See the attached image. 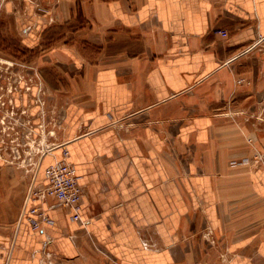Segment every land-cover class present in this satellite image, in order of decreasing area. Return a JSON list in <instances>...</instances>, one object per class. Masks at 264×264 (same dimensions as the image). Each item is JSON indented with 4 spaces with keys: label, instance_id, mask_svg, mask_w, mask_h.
I'll use <instances>...</instances> for the list:
<instances>
[{
    "label": "crops",
    "instance_id": "1",
    "mask_svg": "<svg viewBox=\"0 0 264 264\" xmlns=\"http://www.w3.org/2000/svg\"><path fill=\"white\" fill-rule=\"evenodd\" d=\"M40 1L49 16L23 33L49 42L44 81L86 224L53 198L44 233L24 217L30 188L44 184L63 144L35 173L0 163V264H39L45 246L66 257L95 247L104 254L97 264H264V167L238 162L251 154L242 134L264 145L249 114L264 89V58L234 57L264 37V0ZM246 76L250 86L236 83ZM234 112L238 125L225 122ZM169 133L202 152L208 175L196 174L184 146L168 145ZM189 198L225 235L208 254L191 238L201 218H191Z\"/></svg>",
    "mask_w": 264,
    "mask_h": 264
},
{
    "label": "rangeland",
    "instance_id": "2",
    "mask_svg": "<svg viewBox=\"0 0 264 264\" xmlns=\"http://www.w3.org/2000/svg\"><path fill=\"white\" fill-rule=\"evenodd\" d=\"M47 8L40 0H0V163L19 166L27 173H35L40 169L41 158L46 156L43 154L48 147L60 144L64 146V126L60 123L59 109L44 81L42 70L46 66L43 65L46 61L42 58V53L47 50L49 42L46 39L45 43L39 46L38 40H33L30 34L23 33L37 16H49ZM219 31L216 29L214 32L222 39L228 38V31L225 37ZM253 53L264 58L263 36L260 35L242 47L234 57L247 59L251 58ZM236 83L251 85L247 76L237 78ZM226 109L229 110V107ZM236 114L238 113L234 112L232 117L225 118V122L238 125ZM249 114L264 128V89L259 104H256ZM242 135L251 154L238 162L251 161L264 167V145L253 135ZM164 139L173 150L184 146L190 161L196 164V174L208 175L203 154L194 145L180 142L176 135L170 133L165 135ZM176 167L179 180L181 181L182 177L187 180L190 175L186 173L185 168L180 163ZM214 177L219 178L218 175ZM187 201L192 212L191 218H197L198 215L201 218L199 227L191 234V238L195 237L204 242L203 250L208 254L212 250V240H222L225 235L212 226L201 205H194L191 198ZM97 250L94 247V254L82 251L84 253L79 252L76 257H66L52 252L45 246L39 252V264H97V254L104 256ZM105 259H108L107 256Z\"/></svg>",
    "mask_w": 264,
    "mask_h": 264
},
{
    "label": "built area",
    "instance_id": "3",
    "mask_svg": "<svg viewBox=\"0 0 264 264\" xmlns=\"http://www.w3.org/2000/svg\"><path fill=\"white\" fill-rule=\"evenodd\" d=\"M222 36H227L226 30H220ZM56 146L48 147L43 155H53ZM55 199L62 207L69 209L71 219L82 225L86 221L81 216L83 187L77 177L75 166L69 161V150L62 146L61 157L45 169L44 184L32 186L26 198L28 205L24 214L26 221L33 230L45 232L46 227L53 224L49 213L47 200ZM51 237L46 235V242Z\"/></svg>",
    "mask_w": 264,
    "mask_h": 264
}]
</instances>
